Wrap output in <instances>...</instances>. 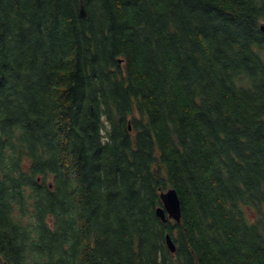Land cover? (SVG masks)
Here are the masks:
<instances>
[{
  "label": "trees",
  "instance_id": "obj_1",
  "mask_svg": "<svg viewBox=\"0 0 264 264\" xmlns=\"http://www.w3.org/2000/svg\"><path fill=\"white\" fill-rule=\"evenodd\" d=\"M85 4L0 0V264H264V0Z\"/></svg>",
  "mask_w": 264,
  "mask_h": 264
},
{
  "label": "water",
  "instance_id": "obj_2",
  "mask_svg": "<svg viewBox=\"0 0 264 264\" xmlns=\"http://www.w3.org/2000/svg\"><path fill=\"white\" fill-rule=\"evenodd\" d=\"M80 13L82 17H87L88 12L84 0H81ZM264 31V24L261 26ZM163 205L157 208L158 216L165 222L168 218L180 221L182 218V204L176 188H170L161 194ZM166 241L172 252L176 251V244L170 234H167Z\"/></svg>",
  "mask_w": 264,
  "mask_h": 264
}]
</instances>
